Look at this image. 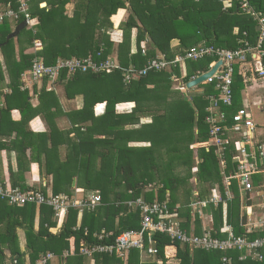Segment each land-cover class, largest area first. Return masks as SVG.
I'll use <instances>...</instances> for the list:
<instances>
[{"label":"trees","instance_id":"trees-1","mask_svg":"<svg viewBox=\"0 0 264 264\" xmlns=\"http://www.w3.org/2000/svg\"><path fill=\"white\" fill-rule=\"evenodd\" d=\"M23 2L28 3L32 18L17 36L7 41L24 18L0 23V163L4 149L9 153L17 151L19 163L31 150L29 162H37L53 177L52 182L40 187L27 185L25 171L21 172L19 165V170H11L0 184L41 193L47 198L68 196L84 202L99 194L102 201L95 208L68 206L64 222L53 232L52 228L63 218L56 215L54 206L43 204L37 209L35 203L17 206L0 198V264H9L8 260L11 264H23L26 255L35 264L50 251L60 256L67 251L70 255L67 264H84L86 258L80 253L83 240L86 245L112 243L123 231L139 229L142 211L129 201L143 198L150 203L162 202L166 201L167 192L171 196L170 210L184 218L182 227L189 229L191 209L185 205L177 208L178 198L174 196L177 182L166 173L171 167L149 166L148 161L160 160V152L165 149L156 151V147L162 141L175 137L176 143L194 139L200 143L201 158L196 180L192 182L198 185L197 199L210 196L213 187L224 194V168L217 160L216 146L209 142L206 122L209 99L202 90H190L191 98L186 100L181 86L173 88L171 74L174 71L181 75L179 67L149 70L139 78H127L128 71L131 66L143 69L151 60L163 56L173 60L201 41L229 49L247 43L254 45L259 34L257 20L242 13L237 7L239 0L229 11L223 0H0V4H9L14 9ZM72 2L75 8L70 11L67 6ZM249 2L256 11H264V0ZM121 8L128 9L129 16L120 25L123 39L115 44L109 28L113 27L111 17ZM133 29L137 30L135 51ZM24 30L27 36L22 41L19 35ZM146 39L150 40V46L143 52L142 42ZM174 39L180 41L176 49L172 46ZM36 59L56 67L61 60H90L85 64L93 65L74 71L65 66L59 69L56 78L46 75L34 79L30 72ZM211 61L210 57L189 60L182 83L208 70ZM234 78V105L225 107L229 114L243 107L240 94L245 80L238 66ZM204 88L208 94L215 91L211 84ZM59 90L67 100L74 101L73 107L65 106ZM123 102H134L135 106L119 112L117 106ZM99 103L105 104L102 110H96ZM15 111L21 114L19 119L12 117ZM38 116L46 122L45 130L31 128V120ZM167 147L162 157L170 164L182 154L193 157L196 150L186 144L168 143ZM189 157L184 160L188 169L192 165ZM230 170L231 163L226 172ZM224 208L221 203L214 211L215 219L218 215L221 223ZM237 211L229 204V221L240 234L243 228L236 222ZM21 232L25 249L21 247ZM196 233L200 234L201 229ZM214 235L222 234L218 231ZM154 238L157 253L132 249L129 264H158L159 260L170 259H179L180 264H223L221 251L192 250L168 233L155 232ZM226 255L233 258L231 264H264V260L240 261L238 251ZM114 262L123 261L116 254L95 256L96 264Z\"/></svg>","mask_w":264,"mask_h":264},{"label":"built area","instance_id":"built-area-1","mask_svg":"<svg viewBox=\"0 0 264 264\" xmlns=\"http://www.w3.org/2000/svg\"><path fill=\"white\" fill-rule=\"evenodd\" d=\"M44 5V4H43ZM239 5L245 13L257 20L259 34L256 43L229 49L221 46L207 44L206 41L188 47L185 52L177 54L173 60L153 59L148 66L143 69H136L131 66L127 78H139L147 75L149 70L161 71L172 70V67H180L185 61L212 58L207 71L211 70L220 60L216 72L206 79L207 84L213 85L214 92L207 95L208 106L206 122L210 129V143L216 146L217 160L223 165L222 183H224V194L219 192L218 187H213L209 199L195 201L191 204L193 211L202 213L203 208L218 203H223L226 207L230 202L238 200L242 206V216L244 209H252L255 205L250 201H264V137L261 126L255 121L247 106L237 109L233 114H229L225 107L234 105V76L236 66L239 67L240 74L244 78L250 75L254 78L264 77V11H256L249 0H239ZM24 18L27 24L31 23V13L27 2H23L18 9L8 8L0 10V23L6 19L18 20ZM40 47H37L39 50ZM143 52L146 50L143 49ZM90 60H61L56 66H47L43 61L35 60L30 72L34 79H39L50 75L56 78L61 67H68L74 71L77 67L87 69L92 66ZM172 80L177 81L176 72L172 71ZM194 76L193 78H196ZM259 109L264 110V102L258 101ZM232 170L226 172L229 164ZM235 185V186H234ZM196 194H198L196 192ZM170 193H167L166 201H155L150 203L143 198L130 200L129 204L139 207L141 214V227L139 229L125 230L119 234L112 243H93L86 245L81 243L80 253L84 256H94L96 254H117L124 257L132 249H139L141 252L149 254L157 253L155 246V232L168 233L173 239L189 245L192 249L200 248L204 250L239 251V260H263L264 259V222L252 223V212L249 211L248 223L242 222V227L247 229L237 234L232 225L221 228L220 233H226L222 238L214 235L213 227L204 228L203 234L191 233L182 227L178 215L170 210L168 201ZM0 198L8 203L23 206L28 203H35L38 206L49 204L54 206L57 216H64L68 206H87L95 208L102 197L95 194L92 201H82L72 199L68 196H51L47 198L44 194L33 193L22 190L20 187L10 188L5 184H0ZM259 205V204H258ZM264 206V202L262 203ZM202 207V208H201ZM82 208V207H81ZM83 209V208H82ZM176 210V209H175ZM244 217V216H243ZM242 221V220H241ZM255 231L263 232L262 236L252 238L250 234ZM102 235L100 239H102ZM68 254V252L66 253ZM55 255L48 253L39 259L37 264H48ZM223 264H231L233 258L224 256Z\"/></svg>","mask_w":264,"mask_h":264},{"label":"crops","instance_id":"crops-1","mask_svg":"<svg viewBox=\"0 0 264 264\" xmlns=\"http://www.w3.org/2000/svg\"><path fill=\"white\" fill-rule=\"evenodd\" d=\"M42 3L44 4V2H42ZM223 3H224V8L227 9V11L234 9L235 5H237L236 0H223ZM7 5H9V4H6V5L0 4V10L9 7ZM67 7L70 11H72L75 8V3L72 2V3L68 4ZM237 7L240 8V10L242 11V9L239 5V2H238ZM13 9H14V7H13ZM242 13H245V12L242 11ZM128 16H129L128 9L121 8V9H119V11L115 15H113L111 17V21L113 22V27H111V29L109 28L110 39L112 41H114L115 44H119L123 39V31L120 28V25L122 22L126 21ZM15 28H14V30H15ZM257 28H258V25H257ZM235 30H238V28L235 27ZM136 36H137V30L133 29V38L132 39H133L134 43H133L132 48L134 51L136 50V46H134V44L137 40ZM149 42H150L149 39H146L142 42V47H144L143 49L147 48V45L150 46ZM179 43H180L179 39H174L172 41V46L174 47V49H176L178 47ZM37 44H38V47H40L39 42ZM263 64H264V61H263ZM257 79L259 80L258 82L260 84H264L262 82L264 77L263 78L258 77ZM260 79H262V80H260ZM244 80H245L244 81L245 87L243 88L242 93H244V94L246 93V99H244V97L241 98V102H242L243 106H249L250 105V98H249L250 94H249L248 89L250 88V82L251 81H257V80L252 75H250L248 78H244ZM262 87H263V91H264V85H262ZM201 89H203V87ZM198 91H199L198 89L197 90L193 89L191 92H198ZM58 92H59V95L61 96L62 101L65 104V106H67V107H69V105H71L72 107L74 106V101L67 100L64 97V94L61 90H59ZM101 105L103 106V108L105 106L104 103H99V105L97 106L99 110L103 109V108L101 109V107H100ZM257 105H258V102H257ZM134 106H135L134 102H123L117 106V109L119 112H122V111H125V110L130 109V108L132 109ZM260 111L262 113H264V110L260 109ZM20 116H21V114L16 113V111H15V113L12 114V117L14 119H19ZM256 121L262 125L261 132L263 133V137H264V126H263V124H262L261 120H256ZM30 125H31V128L35 129V130H45L47 127L46 122L40 116L33 118L30 122ZM194 144H197V143H194ZM1 153H2V158H3V163H0V181L5 182L6 181L5 178H6V176L8 177L10 171L12 170V171L17 172V170H19V165H21V169H22L21 172L25 171V173H23V174H25L27 185H33L35 187H40L41 185L48 184V182H50V181L52 182L53 176L48 175L45 172L44 168H42L43 166L41 167L37 162H34V161L29 162V159L31 157V150L27 151V155L24 156L22 163L18 162V152L15 150H11V152L9 153L6 149H4V150H2ZM9 162H10V164H9ZM73 185H76V180H74ZM37 207H40V206L37 205ZM214 211L215 210L212 209V214H214ZM82 213H83V211H82ZM207 215H209L207 217L212 218L208 211H207ZM80 216H82V215H80ZM65 218H66V216L64 215L62 218V221H60L59 224H57V226L52 228L53 232L58 231V229L61 227L62 223L64 222ZM204 223L213 225V221H211L210 219H206L204 221ZM220 223L221 222L219 221V223H217V224H220ZM20 237H21V247H22V249H25L26 241H25V238L23 237L22 232L20 233ZM222 237H226V235L223 234ZM202 250H204V249H202ZM49 253H53L55 256L51 259V261L48 264H67V258L70 256L69 253L66 254L67 251H64L61 256L57 255L54 251H50ZM96 255L90 256V257L85 256L86 260H85L84 264H96L95 263V256ZM223 255H224V253H223ZM129 256H130V253L126 254L124 257L117 255V257H120L121 260L123 261L122 264H129ZM38 260L39 259L36 260L35 264H37ZM143 260L146 261V259H144V258H143ZM158 262H162L161 264H180L179 259H170L167 262L159 260ZM23 264H33V263L31 262L30 257L26 255V258H25Z\"/></svg>","mask_w":264,"mask_h":264},{"label":"rangeland","instance_id":"rangeland-1","mask_svg":"<svg viewBox=\"0 0 264 264\" xmlns=\"http://www.w3.org/2000/svg\"><path fill=\"white\" fill-rule=\"evenodd\" d=\"M14 23L12 22L11 25H13ZM27 31L24 30L21 35H19V39L21 38L22 41H23V38L26 39L25 36H27ZM17 39V37H16ZM187 63L188 61H185L184 62V65L181 66L180 68V73L181 75L185 76L188 72L187 70ZM257 81H251L250 82V88L248 89L249 90V94H250V105L247 106L248 107V110L251 112V114L254 116V118L256 120H261L262 124L264 125V113H262L257 105V102L258 101H261V102H264V91H263V87L262 85L264 84H260L258 81V79H256ZM262 80V79H260ZM181 82V81H180ZM262 82L264 83V79L262 80ZM182 83V82H181ZM177 84L179 85L178 82H174V86L173 88H177ZM183 87H185V84L182 83ZM205 84H201L199 85V89L204 87ZM172 88V89H173ZM184 90V89H183ZM241 98L244 97V99H246V93H242L241 92ZM240 98V99H241ZM241 101V100H240ZM96 110H99L98 107ZM178 138L175 137L174 139H169L167 140V142L165 141H162L159 146L156 147V151H161L162 149H165L163 151L160 152L161 154V157H160V160H150L148 161V164L149 166L151 165H155L157 164L159 167L161 166H164L163 169H168L169 167L170 170H168L166 173L167 175H169V178L173 181H176L177 182V187L176 189H174V196L178 198V203H181V204H184L186 207L190 208L191 207L189 206V202L190 201H193L195 199H197V195L195 194V190H198V185H194L192 182H194L196 180V174L198 172V167H199V162L201 161V158H200V155H199V151H198V146L200 143H197V144H194V139L193 140H186V141H183L181 140L182 142L180 143H176L178 140ZM182 139V138H181ZM168 143L169 144H179V145H182V144H186L188 146H190L192 148V146L195 147L196 150H194L193 152V157H189L187 155H180V157H177V159H175L174 163L172 162V164H170L171 162H169L168 160L167 161H164L163 160V157H162V154L163 153H166V149H169L168 146ZM191 158L192 159V165H191V168L188 169L187 166H185L184 164V160L185 159H188ZM190 160V159H189ZM189 172L192 173V176L189 177ZM160 184H163V183H160ZM196 184V182H195ZM201 188V187H200ZM208 197V196H207ZM206 197V198H207ZM261 201H257V204H259L257 207H255L253 209V214L251 216V222L253 223H261V222H264V216L262 217V214H263V206L262 204H260ZM218 206L220 205V203L217 204ZM38 209V207H37ZM250 211L247 209V212ZM209 215H206V219H210L209 217H207ZM248 216L246 218V220H248ZM219 219L220 217H218V215L216 216V219L214 217V221L216 223H219ZM236 219V222H239L240 221V217L237 218L235 217ZM38 222V221H37ZM193 228V227H192ZM140 251V250H139ZM141 252V251H140ZM11 260H8V263L11 264ZM162 262H159V264H161Z\"/></svg>","mask_w":264,"mask_h":264},{"label":"clouds","instance_id":"clouds-1","mask_svg":"<svg viewBox=\"0 0 264 264\" xmlns=\"http://www.w3.org/2000/svg\"><path fill=\"white\" fill-rule=\"evenodd\" d=\"M180 68V67H179ZM208 68H209V66H208ZM212 69V68H211ZM210 71V70H209ZM206 72H208L207 70L206 71H204V72H202L201 74H199V75H196L197 77L198 76H200V75H202V74H204V73H206ZM178 76V75H177ZM194 77V76H193ZM193 77H191V79L190 80H192V79H194ZM183 78H184V76L183 75H179L178 76V80L177 81H174V82H178L179 83V86H181V85H183L181 82H184L183 81ZM181 81V82H180ZM189 81V80H188ZM187 81V82H188ZM206 81V80H205ZM203 82V83H201L202 85L203 84H205V85H207V83L206 82ZM186 82V83H187ZM186 83H185V87H183V86H181V88H182V90L184 89H186ZM201 84H199V85H201ZM199 85H197V86H195V87H193V88H191V89H189L188 90V92L191 90H193V89H198L199 91L198 92H200L201 90L203 91V93H204V95H205V97L207 98V95H208V93H206L205 92V88L203 87V89H199ZM183 90V91H184ZM212 93V92H211ZM210 94V93H209ZM189 96H190V92H189ZM191 98V97H190ZM194 143H199L198 141H194ZM198 194H199V192L198 191H196ZM168 193V192H167ZM170 193V192H169ZM198 194H196V195H198ZM209 195H211V193L209 194ZM166 199H167V197H166ZM171 199V196H169V200ZM205 199H209V196L207 197V198H198L197 200H194L193 202H197V201H202V200H205ZM257 201H261V200H255V201H250L249 203H250V205L251 204H253V205H255L252 209H250V211L252 212V214H253V209L255 208V207H257L258 206V204H257ZM192 202V203H193ZM264 201H261L260 202V204H262ZM192 203H190L189 204V206L191 207V221H190V228L189 229H186L187 231H189L190 233L192 232V231H197V229L198 228H200L201 229V233L200 234H203L204 233V231H205V229L204 228H210V227H213L216 231L214 232V233H218V231L220 232V230H221V228H224V227H226L227 225H232L233 227H234V230H235V228H236V226H235V224L233 223V222H231V221H229V217H230V215L232 214V211H231V213H230V215L228 214V210H229V204L231 205V208L232 207H235L238 211L236 212L237 214H238V218L240 217L241 219H240V221L238 222V225H239V227H241V228H243V232L247 229L246 227H242V222H247L248 220H246V218H247V213L249 212H247V209H244V214H243V216H242V208H241V206H242V204L238 201V200H235V201H233V202H230L228 205H227V207L222 203V205H224L225 206V208L223 209V219H222V223L219 225V226H217L216 225V222L214 221V214H212V209H214V210H216V209H218V207H215V205L214 204H211V205H209V206H207L206 208H203V210H202V213H200L199 211H193V209H192V206H191V204ZM220 203V204H221ZM182 205H184V204H181V203H178V207L177 208H179L180 206H182ZM263 206V205H262ZM202 208V207H201ZM176 209V208H175ZM174 209V210H175ZM263 209H264V206H263ZM207 211L210 213V215H211V221H213V225L215 226H213V225H211V224H206V223H204V221L206 220V215H207ZM178 215V214H177ZM262 217H263V215H262ZM178 219L181 221V223H182V220H184V218H182V217H180L179 215H178ZM242 220V221H241ZM198 221L200 222V225L198 224ZM248 223V222H247ZM253 223V222H252ZM256 223V222H255ZM216 226L218 227V229H216ZM193 227V228H192ZM236 232V231H235ZM243 232H241V233H243ZM257 232H259V231H255L254 233H257ZM240 233V234H241ZM254 233H252V234H254ZM260 233V232H259ZM222 235H221V237L223 236V234L224 235H227L226 233H221ZM252 234H250V236L252 235ZM263 235V233L261 234V235H258V236H262ZM257 236H255V237H253V238H256ZM222 238H224V237H222ZM195 249H200V248H194V249H192V250H195ZM207 251H210V250H207ZM211 251H220V250H211ZM221 252H223L224 253V255H222V258L224 257V256H228V255H226V254H228L229 252H233V251H228V252H225V251H221ZM239 252V251H238ZM239 256H240V252H239ZM238 259H239V257H238ZM247 260H251V259H247ZM264 260V259H263ZM263 260H252V261H263ZM240 261H246V260H240Z\"/></svg>","mask_w":264,"mask_h":264},{"label":"water","instance_id":"water-1","mask_svg":"<svg viewBox=\"0 0 264 264\" xmlns=\"http://www.w3.org/2000/svg\"><path fill=\"white\" fill-rule=\"evenodd\" d=\"M27 26V23L26 21H23L21 24H19L15 30L8 36L7 38V41L12 38V37H15L17 36L21 29L26 27ZM222 64V61L220 60L210 71L192 79V80H189L187 83H186V89L183 91V95L185 96V99L186 100H189L190 99V96H189V92L188 90L203 83L207 78H209L212 74H214L217 70V68L219 67V65ZM0 118H1V106H0Z\"/></svg>","mask_w":264,"mask_h":264},{"label":"snow or ice","instance_id":"snow-or-ice-1","mask_svg":"<svg viewBox=\"0 0 264 264\" xmlns=\"http://www.w3.org/2000/svg\"><path fill=\"white\" fill-rule=\"evenodd\" d=\"M100 107H101V109L103 108V106H102V105H101Z\"/></svg>","mask_w":264,"mask_h":264}]
</instances>
